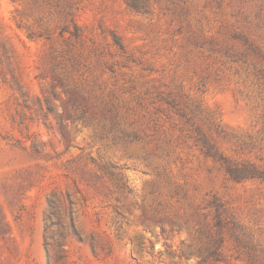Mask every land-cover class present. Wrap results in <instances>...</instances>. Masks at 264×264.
Segmentation results:
<instances>
[{
    "label": "rangeland",
    "instance_id": "1",
    "mask_svg": "<svg viewBox=\"0 0 264 264\" xmlns=\"http://www.w3.org/2000/svg\"><path fill=\"white\" fill-rule=\"evenodd\" d=\"M0 264H264V0H0Z\"/></svg>",
    "mask_w": 264,
    "mask_h": 264
}]
</instances>
